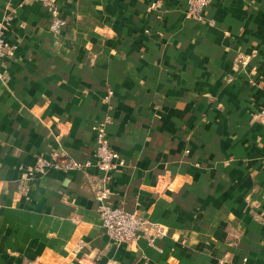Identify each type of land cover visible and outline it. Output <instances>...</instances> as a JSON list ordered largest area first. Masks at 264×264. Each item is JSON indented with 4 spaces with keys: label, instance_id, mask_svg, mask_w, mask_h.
I'll return each mask as SVG.
<instances>
[{
    "label": "crops",
    "instance_id": "0c3cea01",
    "mask_svg": "<svg viewBox=\"0 0 264 264\" xmlns=\"http://www.w3.org/2000/svg\"><path fill=\"white\" fill-rule=\"evenodd\" d=\"M0 0V264H264V0ZM109 97L106 101L105 98ZM122 165L108 202L163 230L103 232L94 168L22 180L60 151Z\"/></svg>",
    "mask_w": 264,
    "mask_h": 264
},
{
    "label": "built area",
    "instance_id": "2783aa9c",
    "mask_svg": "<svg viewBox=\"0 0 264 264\" xmlns=\"http://www.w3.org/2000/svg\"><path fill=\"white\" fill-rule=\"evenodd\" d=\"M43 2L50 10L49 31L57 37L59 36L66 21L58 15L56 8L52 6V0H39ZM187 17L199 21L202 13L208 7L210 0H186ZM161 2L154 0L147 8L148 12L160 8ZM14 55V48L11 47L5 39L4 30L0 28V64ZM1 77V73H0ZM109 97H106L107 101ZM264 116V110L261 112ZM95 133V153L94 162H78L73 160L60 151L52 152L48 157H39L35 163L28 169L26 177L22 180L32 181L39 176L45 175L51 170L60 172H70L74 170H84L94 167L98 171L96 178L95 200L97 202V213L101 222V227L105 235L116 245L132 244L141 237H147L149 233L153 238L163 236V230L157 225L151 224L145 217L139 213H128L118 207H113L108 202L109 190L107 188L112 173L117 166L122 165L118 154L111 149L104 129L97 127ZM27 264H41L39 262H28Z\"/></svg>",
    "mask_w": 264,
    "mask_h": 264
},
{
    "label": "rangeland",
    "instance_id": "374dc122",
    "mask_svg": "<svg viewBox=\"0 0 264 264\" xmlns=\"http://www.w3.org/2000/svg\"><path fill=\"white\" fill-rule=\"evenodd\" d=\"M42 264H45V263L42 262Z\"/></svg>",
    "mask_w": 264,
    "mask_h": 264
}]
</instances>
